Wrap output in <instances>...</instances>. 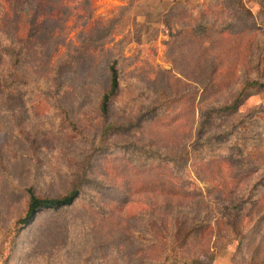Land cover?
<instances>
[{
    "label": "rangeland",
    "instance_id": "rangeland-1",
    "mask_svg": "<svg viewBox=\"0 0 264 264\" xmlns=\"http://www.w3.org/2000/svg\"><path fill=\"white\" fill-rule=\"evenodd\" d=\"M23 4L0 8V264H263L264 89L232 106L264 82V0H81L46 45Z\"/></svg>",
    "mask_w": 264,
    "mask_h": 264
},
{
    "label": "trees",
    "instance_id": "trees-1",
    "mask_svg": "<svg viewBox=\"0 0 264 264\" xmlns=\"http://www.w3.org/2000/svg\"><path fill=\"white\" fill-rule=\"evenodd\" d=\"M11 2H13V0H2L0 8L2 7L3 9L2 4H4L5 6ZM77 2H81V0H34L32 4L30 3V0H24V4L21 8L23 17L20 21L23 20L21 27L26 30V32L24 33L25 35H23L22 38H24L25 40L36 39L39 42L40 40H42L44 42L43 44L46 45L47 41H49L47 36H51L52 34L48 31L49 24L53 23L56 19L61 18L67 12V9L69 7L68 5L75 4ZM200 29L201 33L205 31V34L208 28L206 26L200 25ZM53 30L54 29L51 28V31ZM195 31H197V29L192 30V32ZM194 36H197V40H199V35L195 34ZM110 72V86L108 91L102 96V101L100 104L101 113L103 116H107L109 114L110 104L113 98L118 94L120 89V73L117 61H115L110 66ZM205 85L206 88L208 84L205 83ZM254 88L264 89V82L259 80H252L247 82L242 88L237 99L234 101L232 108H237L243 96L249 90ZM225 109L227 111L230 108ZM117 128L118 127L116 126V124H108L103 129L102 135L105 138L110 131ZM154 191L164 195L179 196L182 194L183 189L180 185L178 175L172 174L171 176H163L162 173H158L154 182ZM80 193V187L76 186L71 190V192L61 197L40 198L35 194H31L27 213L22 219L18 221V225L20 224L21 227H24L27 222L35 218V215L39 210L60 209L65 206L72 205L78 199Z\"/></svg>",
    "mask_w": 264,
    "mask_h": 264
}]
</instances>
